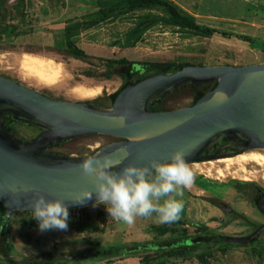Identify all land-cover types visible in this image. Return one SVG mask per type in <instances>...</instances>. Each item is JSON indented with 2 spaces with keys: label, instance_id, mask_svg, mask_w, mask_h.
Returning a JSON list of instances; mask_svg holds the SVG:
<instances>
[{
  "label": "rangeland",
  "instance_id": "obj_1",
  "mask_svg": "<svg viewBox=\"0 0 264 264\" xmlns=\"http://www.w3.org/2000/svg\"><path fill=\"white\" fill-rule=\"evenodd\" d=\"M132 1L136 0H0V74L58 99L91 100L102 96L108 106L107 95L117 91L122 83V78L116 74L108 78L103 76L108 59L187 65L264 61V28L258 22L263 10L257 6L260 0H167L200 27L213 28L210 34L171 24L168 12L160 5L148 1L132 4ZM145 20H151L152 24L136 30L138 23ZM66 31L70 40L84 52L83 58H75L69 53ZM29 53L52 58L59 64L56 83L42 81L21 67L22 56ZM74 85L97 89L98 93L78 96L73 92ZM191 96L188 88L183 89L167 98L165 104L171 109L185 106ZM114 138L87 134L52 145L48 150L70 157L88 156ZM253 150L264 155V147ZM216 159L187 162L193 180L179 197L184 203L179 219L183 224L158 223L153 216L138 217L129 225L109 216L104 204L94 203L68 208L67 230L41 232L32 211L13 210L9 227V241L13 246L10 255L20 259L47 251L67 252L98 244L194 234L197 224L191 222L203 223L215 233L246 236L250 229L245 220L230 219L233 215L216 204L209 207L204 204L211 203L214 198L255 222H263L264 214L252 206L245 195L237 192L231 181L254 182L264 188V161L225 166ZM210 160L213 162L209 163ZM219 168L223 172L221 175ZM192 206L194 210H191ZM188 211L192 216L200 213L197 218L201 221L190 220ZM153 224H166L169 229L160 235L150 229ZM259 239L264 243V231ZM82 264H140V261L137 256H124ZM164 264H264V253L257 254L242 246L213 251L204 259L181 260L179 256H172Z\"/></svg>",
  "mask_w": 264,
  "mask_h": 264
},
{
  "label": "water",
  "instance_id": "obj_2",
  "mask_svg": "<svg viewBox=\"0 0 264 264\" xmlns=\"http://www.w3.org/2000/svg\"><path fill=\"white\" fill-rule=\"evenodd\" d=\"M194 103L168 110H153L152 102L181 84L215 82ZM37 127L33 139H22L5 127L4 116ZM124 116L121 125L117 119ZM87 134H105L120 140L99 146L88 156L70 157L48 147ZM237 142L236 151L206 153L218 140ZM264 147V61L247 64L187 65L171 73L156 72L130 80L118 89L110 105L91 100H64L46 95L0 74V201L5 205V228L13 210L32 211L37 195L60 198L68 208L83 204L73 200L93 187L78 165L89 156L109 155L127 164L166 161L177 149L186 162L236 155ZM221 208H226L220 204ZM264 213V195L258 199ZM237 241L246 239L237 237Z\"/></svg>",
  "mask_w": 264,
  "mask_h": 264
},
{
  "label": "trees",
  "instance_id": "obj_3",
  "mask_svg": "<svg viewBox=\"0 0 264 264\" xmlns=\"http://www.w3.org/2000/svg\"><path fill=\"white\" fill-rule=\"evenodd\" d=\"M144 1L157 4L165 8L169 15V22L171 24L185 27L193 31H200L205 34L213 32V28L200 27L194 22L193 18L183 16L180 10L167 0H136L132 4L143 3ZM152 24L151 20H145L135 27L136 30H141ZM249 40L248 37H242ZM66 45L71 56L75 58H83L84 52L78 48L71 40L68 32H65ZM183 64L169 62V61H151V60H128V59H108L106 67L103 72L104 77H109L111 74H116L122 78L120 88L127 84L130 80L138 79L156 72L171 73L179 69ZM216 85L215 82H202L199 85L185 82L170 94L162 98H157L152 102L151 108L153 110H168L169 108L165 101L172 94H177L183 89H189L191 92V100L188 105L194 103L206 91L212 89ZM116 91L107 95L111 103ZM92 101L99 105H105L103 97H97ZM7 127V125H5ZM38 130V129H37ZM39 131V130H38ZM121 138H116L120 140ZM114 140V141H116ZM232 187L239 193L246 196L252 206H258V199L260 195H264V188L255 184L254 182H244L240 180H232ZM212 204H216V199L210 200ZM233 217L230 219L240 218L245 220L250 229L246 234L252 236L251 240L237 241V236H230L224 233H215L208 230L204 224L198 222H191L197 226V232L194 234H177L169 237H160L158 239H149L144 241H130L106 245H95L91 248L73 250L67 252L47 251L32 256H23L20 259L11 257L10 252L13 250L12 243L9 241V227L10 218L6 222L5 228L0 233V264H82L84 261L94 260H109L113 257L137 256L140 264H164L166 259L172 256H179V259H204L213 251H226L229 248H239L247 246L252 252L257 254L264 253V243L259 239L260 233L264 231V224L255 222L247 218L244 214H240L232 210ZM235 214V215H234ZM6 208L0 201V232L1 226L5 220ZM235 216V217H234ZM229 221V220H228ZM172 223L180 224L183 222L177 220ZM151 230L157 231L160 235L168 231L166 224H153L150 226Z\"/></svg>",
  "mask_w": 264,
  "mask_h": 264
},
{
  "label": "clouds",
  "instance_id": "obj_4",
  "mask_svg": "<svg viewBox=\"0 0 264 264\" xmlns=\"http://www.w3.org/2000/svg\"><path fill=\"white\" fill-rule=\"evenodd\" d=\"M117 119L123 125L126 118L120 116ZM122 163L109 155L83 159L78 167L85 176L93 178V187L84 188L73 203L83 204L92 199L95 192L96 203L104 204L109 216L129 225L138 217L155 216L158 223H171L181 218L184 203L179 197L193 180L182 150L174 151L166 161L127 164L119 172L113 170ZM31 203L32 217L38 221L41 232L67 230L69 211L63 200L46 199L40 194Z\"/></svg>",
  "mask_w": 264,
  "mask_h": 264
},
{
  "label": "bare ground",
  "instance_id": "obj_5",
  "mask_svg": "<svg viewBox=\"0 0 264 264\" xmlns=\"http://www.w3.org/2000/svg\"><path fill=\"white\" fill-rule=\"evenodd\" d=\"M21 67L27 70L30 73H33L42 81H46L49 84L56 83L59 78L60 68L59 64L55 62L52 58L40 57L36 54H24L21 60ZM73 92L78 96H93L98 93L97 89H92L84 87L82 85H74ZM261 148V147H259ZM216 162H221L225 166H228L232 163L242 164L247 161H254L256 163H261L264 161V155L259 151L253 150V148L245 150L238 153L234 157H221L215 160ZM212 163L213 161H208ZM241 170H244L242 168ZM218 173L221 175L222 169H218ZM246 177H244L245 179ZM248 179V178H247ZM246 180V179H245Z\"/></svg>",
  "mask_w": 264,
  "mask_h": 264
},
{
  "label": "flooded vegetation",
  "instance_id": "obj_6",
  "mask_svg": "<svg viewBox=\"0 0 264 264\" xmlns=\"http://www.w3.org/2000/svg\"><path fill=\"white\" fill-rule=\"evenodd\" d=\"M90 100V99H89ZM92 101V99H91ZM5 118V121H4V124L7 125V130L10 131V130H14L16 133L19 134V136L24 140V139H33L36 137V135L41 131L39 128L37 127H33V126H30V125H27L25 123H22V122H18V121H14L13 119H11L8 115H5L4 116ZM39 131H38V130ZM117 137H115L113 140L111 141H114L116 140ZM109 141V142H111ZM64 142V141H62ZM60 142V143H62ZM107 142V143H109ZM237 142H234V141H230L229 139H226V138H222L220 140H218L217 142H215L213 144V148L206 152V153H214V152H217L219 154H222L223 152H226V151H230V152H233V151H236L238 149V146L235 145ZM59 143H56L54 145H57ZM50 147H48L49 149ZM98 148V147H97ZM96 148V149H97ZM95 149V150H96ZM51 152V151H50ZM55 153V152H53ZM62 154V153H60ZM263 195V194H262ZM212 204V203H211ZM220 204H223L221 201H217L216 203V206L217 207H220ZM215 205V204H214ZM224 207L226 208H222V210H226L224 212H227L229 214L232 213V210H231V207L229 205H226V204H223ZM221 208V207H220ZM263 213V212H262ZM264 214V213H263ZM238 219V218H237ZM239 220V219H238ZM261 224H264V221L263 222H259ZM234 236H237V235H234ZM239 237V235L237 236ZM241 238H244V239H247V240H251L252 239V236H240ZM246 240V241H247Z\"/></svg>",
  "mask_w": 264,
  "mask_h": 264
},
{
  "label": "crops",
  "instance_id": "obj_7",
  "mask_svg": "<svg viewBox=\"0 0 264 264\" xmlns=\"http://www.w3.org/2000/svg\"><path fill=\"white\" fill-rule=\"evenodd\" d=\"M261 2V3H260ZM258 4H257V6H261V9H263L262 11H261V16L259 17V24L261 25V26H263V27H261V28H264V0H260V1H258L257 2ZM259 25V26H260ZM187 201V204H189L190 202H189V200H186ZM212 204L211 203H206V204H204V206H207V207H209V206H211ZM195 208H194V206H192V208H191V210H194ZM205 209V208H204ZM198 211H199V209H198ZM188 214L190 215L189 217V219L190 220H192V221H201V220H199L198 218H197V215H199L200 213H194L196 216H192L191 214H190V212L188 211ZM240 214H242V213H240ZM245 215V214H244ZM246 216V215H245ZM199 217V216H198ZM247 217V216H246Z\"/></svg>",
  "mask_w": 264,
  "mask_h": 264
}]
</instances>
